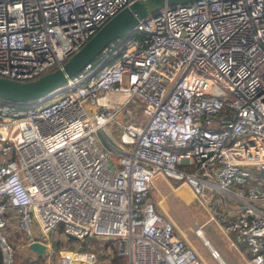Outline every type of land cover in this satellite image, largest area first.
Masks as SVG:
<instances>
[{
  "label": "built area",
  "instance_id": "obj_1",
  "mask_svg": "<svg viewBox=\"0 0 264 264\" xmlns=\"http://www.w3.org/2000/svg\"><path fill=\"white\" fill-rule=\"evenodd\" d=\"M132 1L0 0V75L57 67ZM158 173L224 205L209 218L264 264V0L167 4L49 98L0 97V264H203L151 197Z\"/></svg>",
  "mask_w": 264,
  "mask_h": 264
},
{
  "label": "rangeland",
  "instance_id": "obj_2",
  "mask_svg": "<svg viewBox=\"0 0 264 264\" xmlns=\"http://www.w3.org/2000/svg\"><path fill=\"white\" fill-rule=\"evenodd\" d=\"M130 106V105H129ZM119 133V131H118ZM204 175L211 178L204 172ZM181 178L168 177L164 178L162 174L158 173L154 177V184L151 189V197L157 201L158 208L160 207L170 214L176 221V226L181 233L186 235L199 250L203 264H220L218 258L216 259L208 249V245L204 240L199 237L195 231V226L203 224L205 236L211 245L218 249L220 256L223 257L228 264H244L245 257L236 248V246L230 243V236L235 237L233 232L224 231L215 219L209 218L210 211L217 210L221 212L224 209V205L220 202H211L208 198L210 194L205 192V197L197 195L194 190L186 183L181 182ZM178 185V187H175ZM205 190L213 192L215 197H223L224 195L229 197L230 194L224 193L216 187L207 186ZM202 193H204V191ZM207 197V198H206ZM213 201H217L213 199ZM231 203L235 204L236 201L231 199ZM165 212V213H166ZM33 229L38 232L37 227ZM53 232H49V236L53 237ZM63 239L59 241L60 246L72 245V244H88L94 249L98 250L101 255H109V250L113 249V241L111 239L93 236L86 237L85 241L69 238L64 231H61L60 237ZM206 244V245H205ZM239 245V243H238ZM83 246V245H79ZM243 248V253L246 256L249 251L246 252ZM248 250V249H247ZM27 252L22 249L18 252L19 263L23 262Z\"/></svg>",
  "mask_w": 264,
  "mask_h": 264
},
{
  "label": "water",
  "instance_id": "obj_3",
  "mask_svg": "<svg viewBox=\"0 0 264 264\" xmlns=\"http://www.w3.org/2000/svg\"><path fill=\"white\" fill-rule=\"evenodd\" d=\"M186 1L190 0H133L105 20L80 48L57 67L27 80L0 75V97L16 103L38 97L49 98L71 75L98 56L112 40L124 36L136 27L143 17L158 12L167 4L174 5ZM30 247L36 252L45 251V244L39 241H32Z\"/></svg>",
  "mask_w": 264,
  "mask_h": 264
},
{
  "label": "crops",
  "instance_id": "obj_4",
  "mask_svg": "<svg viewBox=\"0 0 264 264\" xmlns=\"http://www.w3.org/2000/svg\"><path fill=\"white\" fill-rule=\"evenodd\" d=\"M164 178H168V177H166V176H163ZM159 209V208H158ZM159 210H161L162 212H166V211H164L161 207H160V209ZM166 214L168 215V216H170V217H172L170 214H168L167 212H166ZM173 218V217H172ZM174 219V218H173ZM175 220V219H174ZM176 222V221H175ZM235 234V233H234ZM231 239H233L234 240V242H232L231 241ZM230 243H232V244H234L235 246H236V248L241 252V254H243L244 255V257H246V254H244L243 252V248L242 247H244L245 248V250H246V252H248V247H247V245L245 244V243H243V242H241L240 240H238L237 239V236H236V234H235V237H232V236H230ZM238 243H239V245H238ZM206 245V244H205ZM208 247V246H207ZM209 249V248H208ZM248 256V255H247ZM222 258V260L224 261V263L225 264H228L227 262H226V260L223 258V257H220V259ZM218 261H219V263H220V260H219V258H218ZM221 264V263H220Z\"/></svg>",
  "mask_w": 264,
  "mask_h": 264
},
{
  "label": "bare ground",
  "instance_id": "obj_5",
  "mask_svg": "<svg viewBox=\"0 0 264 264\" xmlns=\"http://www.w3.org/2000/svg\"><path fill=\"white\" fill-rule=\"evenodd\" d=\"M201 228H202V229H201L202 232H198V231L196 230V233H197V234H200L199 236L204 240V242L208 245V247H210L211 249H216V248H214V247L211 245V243L208 241V239H207L206 236L204 235L205 232H204L203 227H201ZM216 257L219 258L221 264H225L224 261L222 260V258L220 259V257H221V256H220V253H217Z\"/></svg>",
  "mask_w": 264,
  "mask_h": 264
},
{
  "label": "trees",
  "instance_id": "obj_6",
  "mask_svg": "<svg viewBox=\"0 0 264 264\" xmlns=\"http://www.w3.org/2000/svg\"><path fill=\"white\" fill-rule=\"evenodd\" d=\"M91 238H93V236ZM108 241L112 242V240H108ZM58 245H59V242H58ZM111 257H112L114 264H124V260L122 258H118V255H117L115 250H114L113 255ZM24 261H28V259L25 257Z\"/></svg>",
  "mask_w": 264,
  "mask_h": 264
}]
</instances>
